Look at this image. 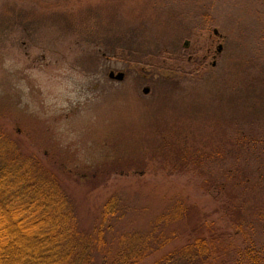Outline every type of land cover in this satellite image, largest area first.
<instances>
[{"label":"rangeland","instance_id":"obj_1","mask_svg":"<svg viewBox=\"0 0 264 264\" xmlns=\"http://www.w3.org/2000/svg\"><path fill=\"white\" fill-rule=\"evenodd\" d=\"M0 136L57 178L82 234L103 226L95 264L125 234L175 235L140 264L200 236L236 264L241 225L264 241V186L225 174L251 158L243 137L264 141V0H0ZM15 220L0 264L34 245Z\"/></svg>","mask_w":264,"mask_h":264},{"label":"trees","instance_id":"obj_2","mask_svg":"<svg viewBox=\"0 0 264 264\" xmlns=\"http://www.w3.org/2000/svg\"><path fill=\"white\" fill-rule=\"evenodd\" d=\"M243 138L246 139L241 142L247 153L245 156L251 158L249 161L246 159L245 163L241 162L242 171L238 172L236 166L227 169V181L235 189L239 184L264 186V141ZM251 165L253 169L249 170ZM185 212L182 207L175 206L169 214L158 218L155 229L158 230L162 224L175 222ZM115 213L116 200L111 199L104 208L103 220L113 217ZM0 215L16 218L14 224L22 231H30L29 241L34 244L30 250H9L3 264H95V252H102L105 247L103 226L95 236L82 234L70 199L57 178L37 160L21 155L3 136H0ZM240 231L247 243L235 263L264 264V241H256L254 225L248 224L247 228L241 225ZM174 236L148 235L143 238L122 235L117 244L118 253L115 256H111V253L105 255L104 264H108L107 261L109 264H140L171 244ZM217 242L214 237L210 240L197 237L170 252L157 264H170L172 261L181 264H217L221 252Z\"/></svg>","mask_w":264,"mask_h":264},{"label":"water","instance_id":"obj_3","mask_svg":"<svg viewBox=\"0 0 264 264\" xmlns=\"http://www.w3.org/2000/svg\"><path fill=\"white\" fill-rule=\"evenodd\" d=\"M215 34L216 35L218 34L217 31H215ZM186 46H188V44H186ZM221 52H222V47H219L218 53H221ZM214 66H215V64H214ZM109 78L111 80H114V81H117V82H122L125 79V74L124 73H117L116 74L115 72H111L109 74ZM143 92H144V94L148 95L150 93V89L149 88H145Z\"/></svg>","mask_w":264,"mask_h":264}]
</instances>
